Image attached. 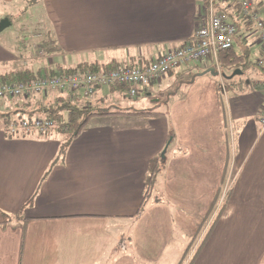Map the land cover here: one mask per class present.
<instances>
[{
	"label": "crops",
	"instance_id": "obj_1",
	"mask_svg": "<svg viewBox=\"0 0 264 264\" xmlns=\"http://www.w3.org/2000/svg\"><path fill=\"white\" fill-rule=\"evenodd\" d=\"M249 1L264 19V0ZM47 6L62 39L44 65L53 70L85 63L145 68L193 43L209 12V0ZM214 12L237 26L238 54L248 48L261 57L259 34L236 1L215 0ZM13 55L0 44V63ZM222 69L218 74L211 58L180 66L140 93L137 108L125 100L127 89L98 88L95 100L108 98L113 111L166 110L96 118L63 159L55 135L9 139L0 132V209L15 217L0 227V264H138L135 255L155 261L172 239L181 254L191 245L187 264H264V81L230 91ZM10 110L4 103L0 115ZM167 145L138 215L150 161Z\"/></svg>",
	"mask_w": 264,
	"mask_h": 264
},
{
	"label": "built area",
	"instance_id": "obj_2",
	"mask_svg": "<svg viewBox=\"0 0 264 264\" xmlns=\"http://www.w3.org/2000/svg\"><path fill=\"white\" fill-rule=\"evenodd\" d=\"M234 1L241 6L243 15L253 23L259 34L262 53L258 63L264 66V19H261L256 13H251L252 3L249 0ZM214 5L215 0H209L208 16L198 28L193 43L160 56L145 68L118 66L114 69L88 72L84 75L58 73L53 76H41L19 84H0V99L29 98L35 95L45 99L51 92L67 89L79 90L86 96H94L98 88L112 86L125 87L128 96L136 98L143 91H150L155 82L168 75L172 70L210 58L213 59L218 74H222L219 54L221 51L229 50L234 46L238 36V28L235 24L228 23L223 17L215 14ZM40 56H45L43 51L40 52ZM260 125L264 128V108L260 116ZM52 127H54V122L45 115L25 119L18 124V129L33 131ZM17 130L12 128V133H16ZM229 191L230 185H227L224 198Z\"/></svg>",
	"mask_w": 264,
	"mask_h": 264
},
{
	"label": "trees",
	"instance_id": "obj_3",
	"mask_svg": "<svg viewBox=\"0 0 264 264\" xmlns=\"http://www.w3.org/2000/svg\"><path fill=\"white\" fill-rule=\"evenodd\" d=\"M11 17L7 16V18L10 21H12ZM36 23L37 22L35 21L33 23L32 22L26 23L21 27L22 32L27 31L29 28L31 29L32 32L29 34L31 41L33 42L32 45L30 46V49L28 50L29 53L33 54L37 59H41V58L44 59V57L46 56H50L52 54L60 52L61 51L60 45L58 46L57 42L51 36L52 31H50L49 29L43 30L44 26L41 23L35 26ZM34 31H42L44 32V34H41V36H36L33 34ZM236 40L240 41V39L237 37ZM41 51L44 52L45 54L44 57L40 56ZM249 53H250V49L247 48L245 52H242V55L238 54L235 51V46H233L229 50L220 52L219 63L223 68L247 67L250 64H252L249 61V55H248ZM16 56L17 58H19L25 55H16ZM44 65L45 64H42V66L39 65L29 66L27 60L23 61V63L20 61L2 62L0 63V84H19V83L28 82L30 80L36 79L41 76H45V75L53 76L58 73L70 74V75H76V74L84 75L88 72H99L101 70H110L116 68V67H111L108 64L100 66L99 64L85 63V64H79L76 67H67V68L63 67L62 69L59 70H53ZM257 65L262 69H264V67L259 65V63H257ZM1 68H3L4 70H1ZM112 87L126 89L125 87H121V86H112ZM62 92L65 93L67 92L68 94H71L74 97L78 94V92L80 93L81 91L79 90L74 91L72 89H67L65 91L51 92L48 95V97L45 99L37 98L39 97L38 95L29 98H23L25 100L22 105H18L16 109L9 111L10 113L9 112L2 113L0 115V118H7L6 122L3 125L5 136L9 139H13V137H10L13 134L12 128H16V130L18 129L19 123H17V121L13 119L12 117L13 113L15 114L20 113L21 121L25 119H33L35 117L45 115L47 116V118L51 119L54 122V127L50 129L58 130L59 134L61 135L59 136V138L61 141L60 157L62 158L64 157L69 146L82 135V133L88 128L91 122L96 118L115 116V115L134 116V117H156L163 114L153 109L151 110L116 109L115 111H113L111 110V108L110 109L99 108L96 105H93L91 103L89 104L88 101H84L83 106H80L78 104H75L72 100L62 96L60 94ZM83 97H85V99L84 98L83 99L86 100V97L88 96L83 95ZM19 130H23V129H18L17 132H19ZM46 130L48 129L39 130V131L43 132ZM23 131L30 133L33 130H23ZM164 161L165 159H163L162 156L157 157L154 160L150 161L149 169L147 171V176H146L147 180H146V190L144 193V201L142 203V206L140 207L138 215H140L143 212L145 201L152 192L154 182L161 170ZM30 204L31 202L28 205ZM225 207L226 204H223L220 209V213L218 214L219 217L225 211ZM24 210L25 207L22 208L19 214H22ZM14 219L15 217L0 209V227L6 228L8 225L13 223Z\"/></svg>",
	"mask_w": 264,
	"mask_h": 264
},
{
	"label": "rangeland",
	"instance_id": "obj_4",
	"mask_svg": "<svg viewBox=\"0 0 264 264\" xmlns=\"http://www.w3.org/2000/svg\"><path fill=\"white\" fill-rule=\"evenodd\" d=\"M7 16L11 17V26L8 27L6 30L0 32V44L5 48L11 51L14 55L11 60L13 61H20L23 63V61H28L29 66H42V64H46L50 60L49 56H46L41 59H37L33 54L29 53L30 46L32 45V41L30 39V33L31 29L29 28L27 31L22 32L21 27L25 25L26 23H33L34 21L37 22L35 24L39 25L40 23L44 26L43 30L49 29L52 31L51 36L54 38V40L57 42V45H61V37L58 35V32H56L54 28V23L50 19L49 15V9L47 6V0H13L12 2L7 1H0V22L7 18ZM36 36H41V34H44L42 31H34L33 33ZM39 38V37H37ZM245 44V41H242ZM246 45V44H245ZM235 51L239 53L243 48L239 43L235 42ZM28 51V52H27ZM259 53H257L256 50L252 51V53H249V61L252 63L247 67H239V68H224L225 76L227 77L225 79V83L228 86V89L232 91V89H243L247 86L249 81H255L260 80L258 78H262V81H264V70L259 68L256 65V61L259 58ZM16 55H25L23 57L17 58ZM16 56V57H15ZM49 58V59H48ZM255 61V62H254ZM64 62V61H62ZM223 67H221L222 69ZM1 70H4L1 68ZM223 70V69H222ZM240 72V73H237ZM237 73V74H236ZM231 81L235 82V87L230 84ZM155 84V83H154ZM153 84V85H154ZM153 88V86H152ZM152 90V89H151ZM62 96L66 97L67 99L72 100L75 104H78L80 106H83V102L89 100V102L93 101L99 104L98 106H102L106 103L105 107H99L102 109H110V102L108 98H102L99 97V100H95V96H88L86 97V100H83V98L78 94L76 96H72L71 94H68L67 92L60 93ZM81 95L84 93L81 92ZM125 100L128 101L129 104H132L135 106V108L139 107L142 98L139 99V97L136 98H130L129 96L125 95ZM42 98V97H37ZM46 98V97H45ZM44 99V98H42ZM23 98H2L0 99V111L2 110V105L4 103H8L9 107L11 108L10 111L13 109H16L18 105H22L24 103ZM133 101V103L131 102ZM138 101V102H137ZM18 103V104H17ZM101 104V105H100ZM127 105V103H126ZM157 106V104H154ZM125 107V105H122ZM155 110L157 112H164L166 110V107L164 105L156 107ZM10 113V112H9ZM12 117L17 123H20V113L12 114ZM7 118H0V132H4L3 125L6 122ZM249 123V121H248ZM30 133L19 130L17 133H13L10 137L17 138L26 136ZM32 135H41V136H47L50 137L52 134H54L56 137L59 138L61 136L56 129H48L46 131H32ZM7 138V137H6ZM62 157L61 159H63ZM230 192V191H229ZM229 192L227 193L226 197L224 198V193L222 194V198H224V201L227 200ZM223 201V202H224ZM193 246V245H192ZM180 247H182L178 241H175L174 239L171 240V242L168 244L167 252L163 256L158 257L155 261H146L145 258L135 255L136 261L138 264H187V258H189V253L191 249V245H184V250L182 249V254L179 252ZM186 262V263H185Z\"/></svg>",
	"mask_w": 264,
	"mask_h": 264
},
{
	"label": "water",
	"instance_id": "obj_5",
	"mask_svg": "<svg viewBox=\"0 0 264 264\" xmlns=\"http://www.w3.org/2000/svg\"><path fill=\"white\" fill-rule=\"evenodd\" d=\"M10 26H11V22H10V20H9L8 18L2 20V21L0 22V32L6 30V29H7L8 27H10ZM168 145H169V143H168ZM168 145H167V147L164 149V151L162 152V155H161V156H162L163 159L166 158V152H167Z\"/></svg>",
	"mask_w": 264,
	"mask_h": 264
}]
</instances>
